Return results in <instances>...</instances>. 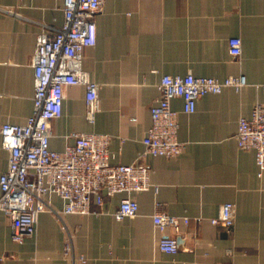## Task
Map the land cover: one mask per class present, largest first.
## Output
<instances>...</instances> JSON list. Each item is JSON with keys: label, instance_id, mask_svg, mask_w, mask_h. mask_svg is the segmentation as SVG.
<instances>
[{"label": "crops", "instance_id": "0c3cea01", "mask_svg": "<svg viewBox=\"0 0 264 264\" xmlns=\"http://www.w3.org/2000/svg\"><path fill=\"white\" fill-rule=\"evenodd\" d=\"M63 21L64 0H0V126L32 114L37 36ZM96 22L83 67L100 86V110L88 121L86 88L68 86L62 116L52 122L53 149L72 143L73 132L109 133L112 162L135 163L164 75H243L247 84L203 95L191 113L182 98L172 101L185 148L177 157L143 159L154 185L134 194L137 215L115 217L125 195L117 194L89 214L44 212L36 233L18 243L0 211V264H264V172L255 151L236 141L239 118L264 103V0H106ZM232 37L242 39L240 55L230 53ZM8 159L0 134V175ZM52 201L62 208L59 197ZM224 202L236 208L229 232L210 221ZM156 211L190 218L168 230L180 240L177 253L160 250Z\"/></svg>", "mask_w": 264, "mask_h": 264}, {"label": "built area", "instance_id": "2783aa9c", "mask_svg": "<svg viewBox=\"0 0 264 264\" xmlns=\"http://www.w3.org/2000/svg\"><path fill=\"white\" fill-rule=\"evenodd\" d=\"M106 0H64V21L56 31L42 30L37 36L33 68L35 91L33 112L23 124L5 122L0 126L3 146L9 152L7 169L0 175V211L10 220L12 239L23 243L37 230L42 213L50 211L60 218L65 214H89L93 204L103 205L106 198L124 193L114 215L118 220L138 214L135 193L153 187L151 168L144 162L148 156L177 157L185 148L179 140V113L172 106L182 98L184 110L194 112L197 100L209 93H221L231 87L240 91L245 76H213L166 74L159 83L160 97L150 108L152 124L143 143L145 150L137 162L113 163L110 143L113 136L99 132H73L63 149L50 145L53 120L62 116L65 90L68 86L86 88V116L95 122L100 110V86L83 67L84 50L97 42L96 15ZM232 55L242 52V39H229ZM264 89V86H263ZM2 94L0 93V100ZM236 141L240 148L255 151L259 175L264 172V103L257 102L249 117L238 121ZM52 196L63 201L56 208ZM235 204L224 202L219 214L210 218L214 225L231 231L235 223ZM153 222L160 231L159 248L177 253L180 240L168 232L178 229L190 218L156 211ZM65 251L71 252L70 241ZM86 262L85 258H80Z\"/></svg>", "mask_w": 264, "mask_h": 264}]
</instances>
